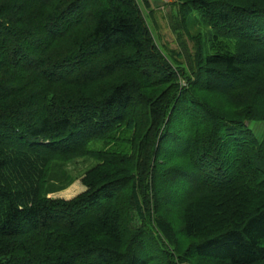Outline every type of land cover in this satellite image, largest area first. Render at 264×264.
<instances>
[{"label": "trees", "instance_id": "16d2710c", "mask_svg": "<svg viewBox=\"0 0 264 264\" xmlns=\"http://www.w3.org/2000/svg\"><path fill=\"white\" fill-rule=\"evenodd\" d=\"M173 2L0 0V264H264V0Z\"/></svg>", "mask_w": 264, "mask_h": 264}, {"label": "rangeland", "instance_id": "374dc122", "mask_svg": "<svg viewBox=\"0 0 264 264\" xmlns=\"http://www.w3.org/2000/svg\"><path fill=\"white\" fill-rule=\"evenodd\" d=\"M155 42L161 49L171 55L179 53L180 61L185 62L186 54L195 50L194 41L189 35H195L201 27L198 25L186 26L178 12V6L173 0H136ZM259 135L264 131V124H253ZM96 160L77 158L66 164L65 169L72 177L70 185L60 191L49 193L50 197L69 199L85 190L81 182V175L96 164Z\"/></svg>", "mask_w": 264, "mask_h": 264}, {"label": "water", "instance_id": "95a60500", "mask_svg": "<svg viewBox=\"0 0 264 264\" xmlns=\"http://www.w3.org/2000/svg\"><path fill=\"white\" fill-rule=\"evenodd\" d=\"M187 264H189V263H187Z\"/></svg>", "mask_w": 264, "mask_h": 264}]
</instances>
